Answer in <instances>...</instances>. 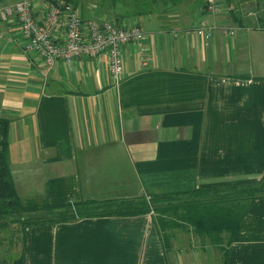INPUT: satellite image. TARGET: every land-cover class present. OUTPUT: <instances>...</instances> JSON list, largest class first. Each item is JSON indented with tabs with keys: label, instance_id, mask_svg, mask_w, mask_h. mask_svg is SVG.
I'll return each instance as SVG.
<instances>
[{
	"label": "crops",
	"instance_id": "0c3cea01",
	"mask_svg": "<svg viewBox=\"0 0 264 264\" xmlns=\"http://www.w3.org/2000/svg\"><path fill=\"white\" fill-rule=\"evenodd\" d=\"M14 1L0 0V8ZM224 1L213 16L202 1L193 19L114 16L115 25H139L145 33L123 46L118 84L105 53L71 65L57 60L43 81L15 16L0 17V115L10 119L18 195L62 204L259 181L264 0ZM47 3L33 0L36 15ZM200 20L234 33L215 31L206 42L195 32ZM62 35L58 29L54 38ZM158 219L146 213L28 226L21 232L23 264H264V197L250 203L242 238L221 253L195 229L161 228Z\"/></svg>",
	"mask_w": 264,
	"mask_h": 264
},
{
	"label": "trees",
	"instance_id": "16d2710c",
	"mask_svg": "<svg viewBox=\"0 0 264 264\" xmlns=\"http://www.w3.org/2000/svg\"><path fill=\"white\" fill-rule=\"evenodd\" d=\"M49 2L70 4L74 8L80 5V0H47ZM184 0H113L124 4L134 16L148 14H165L170 7L174 8ZM204 1V0H203ZM124 12L114 15L123 17ZM10 119L0 115V229L9 224H18L21 232L28 226L73 222L80 218L139 215L153 213L159 216L158 222L164 228L165 222L173 221L174 215L183 216V220L192 225L198 233L211 234L215 229L229 233L226 243L237 241L240 223L250 205L264 197V175L252 184L229 187L227 189H194L182 193H150L148 197L128 199H109L102 201H83L74 199L62 204H50L46 200L40 202L21 198L15 188L8 155V132ZM224 190V191H222ZM240 193L234 199H228L232 191ZM220 191L223 196L209 193ZM205 194V195H204ZM239 196V197H238ZM183 198V199H182ZM184 214V215H183ZM187 214V215H185ZM165 216V217H164ZM188 216V217H187ZM180 217V216H178ZM12 264H23V254Z\"/></svg>",
	"mask_w": 264,
	"mask_h": 264
},
{
	"label": "built area",
	"instance_id": "2783aa9c",
	"mask_svg": "<svg viewBox=\"0 0 264 264\" xmlns=\"http://www.w3.org/2000/svg\"><path fill=\"white\" fill-rule=\"evenodd\" d=\"M224 0H204L201 9L208 15L223 10ZM15 16L24 38V50L40 60L39 76L47 78L57 60L68 65L81 57H94L105 53L108 57L109 73L115 84L123 72V46L142 40L144 30L139 25L120 27L106 18L93 19L82 16L70 4L49 2L36 15L33 0H15L0 8V17L7 20ZM62 29L59 40L54 38L56 30ZM215 31L232 35L234 30L214 21L200 20L195 32L207 42Z\"/></svg>",
	"mask_w": 264,
	"mask_h": 264
},
{
	"label": "rangeland",
	"instance_id": "374dc122",
	"mask_svg": "<svg viewBox=\"0 0 264 264\" xmlns=\"http://www.w3.org/2000/svg\"><path fill=\"white\" fill-rule=\"evenodd\" d=\"M203 0H184L179 4L178 6L171 8L163 15H161L160 19H164L166 16H175L180 17L182 19H186V17H190L193 19L196 16V10L199 4ZM113 0H80V5L76 8L78 12L82 16L88 15V17L93 19H102L106 18L110 20L112 23H114V15H118L121 13H125L127 15L124 16H132L134 17V14L131 13V11H128L129 8L126 7L124 4H121L119 2H116L113 5ZM128 9V10H127ZM152 16H155V14H151ZM157 17H160V15H156ZM144 17H142V20ZM157 22V20H156ZM224 191V190H222ZM214 193H209L210 195L214 194V196H223V194L220 191H213ZM240 191H232L230 192L227 198L228 199H234L239 195ZM205 195V194H204ZM239 197V196H238ZM183 199V198H182ZM184 215V214H183ZM187 215V214H185ZM180 216V219L179 217ZM176 217L177 221H171L168 220V222H165V226H175L189 231L194 230L195 228H190V223L187 222L191 220L190 218L187 219V221H184L182 218L183 216L181 214H178ZM188 217V216H187ZM179 220V221H178ZM192 226V225H191ZM196 231V230H195ZM200 236L202 235V240L206 242H212V244L219 246L220 253L223 252V246L226 244V241L229 237V233L225 230L221 231L220 229H215L214 232L211 234L206 233H198ZM187 238V237H186ZM217 250V249H216ZM22 254V240H21V230L20 226L18 224H9L8 227L0 229V264H12L14 260H18V258Z\"/></svg>",
	"mask_w": 264,
	"mask_h": 264
}]
</instances>
